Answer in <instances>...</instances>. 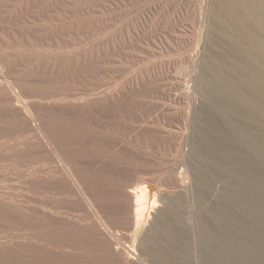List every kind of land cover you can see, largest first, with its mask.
Here are the masks:
<instances>
[{"label":"bare ground","instance_id":"1","mask_svg":"<svg viewBox=\"0 0 264 264\" xmlns=\"http://www.w3.org/2000/svg\"><path fill=\"white\" fill-rule=\"evenodd\" d=\"M181 50V59L165 57ZM44 87L59 99L47 101ZM127 94L141 98L131 121H103L105 108L116 113V100ZM151 116L163 125H149ZM0 120L39 139L40 192L59 186L86 216L102 210L101 192L87 174L96 168L122 179L121 209L134 226L142 221L144 188L113 164L76 151L87 142L139 155L124 139L140 135L158 137L179 156L172 185L190 189L207 175L226 188L220 198L260 202L264 0H0ZM64 120L97 132L112 125L123 138L70 137ZM62 173L68 176L57 184ZM214 197L213 190L204 195Z\"/></svg>","mask_w":264,"mask_h":264},{"label":"rangeland","instance_id":"2","mask_svg":"<svg viewBox=\"0 0 264 264\" xmlns=\"http://www.w3.org/2000/svg\"><path fill=\"white\" fill-rule=\"evenodd\" d=\"M184 54L181 50L165 57L181 59ZM56 86L64 85L51 87ZM48 88H41L46 100L57 101ZM140 99L122 95L116 100V113L105 108L103 121L129 123L141 106ZM162 123L154 116L148 119L149 125ZM62 124L77 139L120 137L112 125L97 132L74 127L69 120ZM124 142L139 155L87 142L76 151L84 159L113 164L121 169L122 177L132 179L131 185L144 188L147 203L138 226L121 209L122 179L99 169L87 172L101 192L102 210L92 216L75 210L76 197L59 186L40 192L39 139L11 120H0V264H264V189L260 202L242 200L243 204L220 198L226 188L214 185L207 175L194 180L190 189H181L169 181L180 173L179 156L164 148L158 137L140 135L137 141L126 138ZM67 176L58 174L55 181L62 184ZM209 190L215 197L204 199ZM41 207L49 213L43 215Z\"/></svg>","mask_w":264,"mask_h":264}]
</instances>
